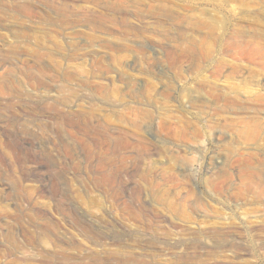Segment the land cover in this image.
Listing matches in <instances>:
<instances>
[{
	"label": "rangeland",
	"instance_id": "obj_1",
	"mask_svg": "<svg viewBox=\"0 0 264 264\" xmlns=\"http://www.w3.org/2000/svg\"><path fill=\"white\" fill-rule=\"evenodd\" d=\"M0 264H264V0H0Z\"/></svg>",
	"mask_w": 264,
	"mask_h": 264
}]
</instances>
